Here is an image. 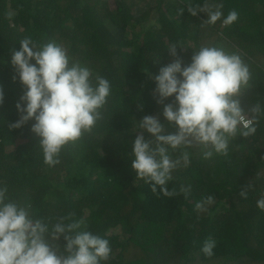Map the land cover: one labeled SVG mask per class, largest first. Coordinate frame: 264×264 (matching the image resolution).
<instances>
[{
  "label": "trees",
  "instance_id": "16d2710c",
  "mask_svg": "<svg viewBox=\"0 0 264 264\" xmlns=\"http://www.w3.org/2000/svg\"><path fill=\"white\" fill-rule=\"evenodd\" d=\"M189 3L222 4L225 16L235 10L239 19L229 27L208 25L207 13L190 15ZM28 37L63 44L112 84L102 119L65 146L51 167L31 130L34 120L10 128L20 118L16 104L24 92L12 50ZM172 44L188 47L177 48L185 64L202 45L240 53L251 72L241 105L249 116L256 104L264 106V0H0V184L37 218L84 219L110 241L104 264H264V211L256 204L264 196V116L255 134L230 140L227 155L204 158L200 147L192 148L191 163L168 184L170 197L135 179V124L154 115L166 131H176L162 116L154 80L175 59ZM209 195L214 203L198 210ZM209 237L216 241L211 257L201 251ZM50 242L63 252L62 236Z\"/></svg>",
  "mask_w": 264,
  "mask_h": 264
},
{
  "label": "clouds",
  "instance_id": "9594fccd",
  "mask_svg": "<svg viewBox=\"0 0 264 264\" xmlns=\"http://www.w3.org/2000/svg\"><path fill=\"white\" fill-rule=\"evenodd\" d=\"M222 8V4L212 8L189 3L187 10L192 16L206 12L204 23L208 25L220 21L223 27H229L238 21L237 11L225 16ZM178 47L188 48L170 45L168 49L175 59L154 77L157 102L164 105L162 116L176 131H166L158 116L145 115L135 124L140 131L132 141L131 151L135 179L149 185L153 193L169 197L173 195L168 189L173 173L189 166L192 148L200 147L204 158L227 155L230 140L238 134H255L264 116L261 104L252 107L251 116L241 105L239 95L249 85L251 72L240 53L202 45L191 48V61L185 64ZM11 64L24 92L16 104L20 118L10 128H20L34 120L31 130L40 138L44 163L55 166L65 146L75 144L102 119L112 92L111 81L74 60L68 48L56 41L40 45L30 37L23 39L19 50H12ZM168 98L174 99L164 104ZM3 101L4 91L0 88V104ZM176 152L179 155L173 158ZM240 194L246 197L247 191ZM213 203L209 195L196 208L203 211ZM256 204L264 211V196ZM69 219L59 217L49 222L37 218L28 206L10 199L8 188L0 184V264L107 262L112 254L110 241L89 230L84 219L67 222ZM61 236L65 241L63 252L60 245L50 242ZM215 247L216 241L209 237L201 251L211 257Z\"/></svg>",
  "mask_w": 264,
  "mask_h": 264
}]
</instances>
